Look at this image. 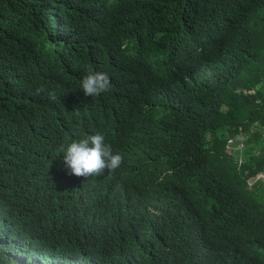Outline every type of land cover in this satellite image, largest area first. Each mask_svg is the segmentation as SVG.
<instances>
[{"label":"trees","instance_id":"16d2710c","mask_svg":"<svg viewBox=\"0 0 264 264\" xmlns=\"http://www.w3.org/2000/svg\"><path fill=\"white\" fill-rule=\"evenodd\" d=\"M261 174L264 0H0V264H264Z\"/></svg>","mask_w":264,"mask_h":264},{"label":"clouds","instance_id":"9594fccd","mask_svg":"<svg viewBox=\"0 0 264 264\" xmlns=\"http://www.w3.org/2000/svg\"><path fill=\"white\" fill-rule=\"evenodd\" d=\"M111 88L109 76L103 72H96L91 69L87 71L81 80V90L86 97H96L108 92ZM43 91L37 89V94ZM49 98L56 99L55 93L50 92ZM231 144V142H228ZM228 148V154L238 151ZM59 151L63 154V162L70 175L76 177H96L105 170L111 173L120 168L123 163V156L120 153H113L111 145L105 143V136L101 133L88 135L80 139H74L69 143L60 146ZM264 183V174L259 175ZM257 179L249 181L253 183Z\"/></svg>","mask_w":264,"mask_h":264},{"label":"rangeland","instance_id":"374dc122","mask_svg":"<svg viewBox=\"0 0 264 264\" xmlns=\"http://www.w3.org/2000/svg\"><path fill=\"white\" fill-rule=\"evenodd\" d=\"M232 154H241V147L238 148V151H236V152H232Z\"/></svg>","mask_w":264,"mask_h":264}]
</instances>
